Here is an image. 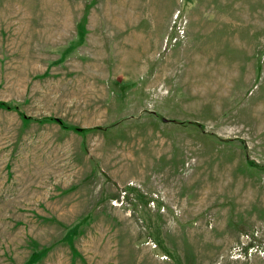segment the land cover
I'll use <instances>...</instances> for the list:
<instances>
[{"label": "rangeland", "instance_id": "1", "mask_svg": "<svg viewBox=\"0 0 264 264\" xmlns=\"http://www.w3.org/2000/svg\"><path fill=\"white\" fill-rule=\"evenodd\" d=\"M0 264H264V0H0Z\"/></svg>", "mask_w": 264, "mask_h": 264}]
</instances>
